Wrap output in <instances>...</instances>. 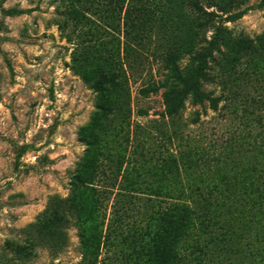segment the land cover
I'll use <instances>...</instances> for the list:
<instances>
[{"label":"rangeland","instance_id":"1","mask_svg":"<svg viewBox=\"0 0 264 264\" xmlns=\"http://www.w3.org/2000/svg\"><path fill=\"white\" fill-rule=\"evenodd\" d=\"M158 2L173 11L160 36L183 41L182 5L201 26L200 52L216 38L213 101L166 119L164 91L142 96L164 79L162 40L129 58L123 37L97 51L74 44L102 27L103 3L82 29L70 1L0 0V264H264L253 208L264 147L250 145L264 133V0ZM228 143L237 158L217 194L173 176L180 153Z\"/></svg>","mask_w":264,"mask_h":264},{"label":"trees","instance_id":"2","mask_svg":"<svg viewBox=\"0 0 264 264\" xmlns=\"http://www.w3.org/2000/svg\"><path fill=\"white\" fill-rule=\"evenodd\" d=\"M62 1H70L74 5H79L73 10L72 16L74 17L72 22L76 28L81 27L82 29H86L90 24L95 25L91 20L94 16L93 11L95 9L93 8L103 3V9L99 11L101 20L103 19V21L99 22L102 24V27L94 30L90 25V35L85 37V41L83 40L81 45L80 43L74 45H85L87 48H95L98 51L101 47L103 48V40L123 37L124 52L126 57L129 58V56L135 54L133 47L144 46L147 41L153 44L154 39H157L155 41H158V43L159 39L162 40L163 46H159V51L161 52L159 58L161 61L163 60L162 76L164 79L156 85L144 89L142 96L149 98L152 93L157 94L160 91H164L162 98L165 111L161 115L163 118L178 116L187 109L188 104L203 105L206 102L213 101L211 95L205 90V83H207L209 77L207 73L210 70L209 59L211 55L208 52L214 50L216 38L210 44L211 50L208 48L200 52L199 30H201V26L193 22L184 13L182 5L179 7V10L181 9L182 11L181 16H177L175 21L178 25L185 27V31L183 32V38H181L183 41L178 43L175 39L177 34L168 32L160 36V31L157 33L158 25L169 24L171 22L170 14L172 15L173 12L167 6H164L161 10L158 0ZM164 1L167 2V0ZM8 14H14V12H8ZM235 20L236 18L233 19V21ZM69 24L70 21H65L63 31L69 30ZM67 40L73 42L68 37ZM139 51L143 52L141 49ZM182 53L190 57L189 64L186 67H183L179 63ZM103 55L102 53L99 54L100 57H104ZM95 70L101 75L104 74V71L100 67ZM102 80H104L103 76ZM253 102L260 105V108L262 107V101L253 100ZM147 114V112L140 111L139 116L145 117ZM255 131H258V128L250 133V145L254 146V148L264 147V133ZM235 147H237L235 143H228L223 150L215 146H207L184 154L180 153L181 157H174L172 160L173 176L176 178L177 175L180 178L183 174L184 179L189 180L188 183L192 189L197 187L200 190H208L212 194H217L219 192V179L224 174L223 167L234 162L237 158ZM169 154L170 157L174 156L172 153ZM189 196L192 198V195ZM172 200L173 202L170 205L176 211L178 210L177 207H183L181 206L182 200ZM253 208L257 211L261 224L264 227V191L257 193L254 197ZM109 227L110 229L112 228L111 224ZM111 233L113 232L110 230Z\"/></svg>","mask_w":264,"mask_h":264}]
</instances>
